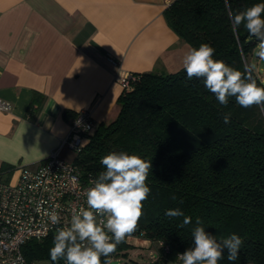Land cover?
<instances>
[{
  "label": "trees",
  "instance_id": "16d2710c",
  "mask_svg": "<svg viewBox=\"0 0 264 264\" xmlns=\"http://www.w3.org/2000/svg\"><path fill=\"white\" fill-rule=\"evenodd\" d=\"M257 3L264 0H174L163 16L190 48L209 44L215 49L214 59L264 88V79L249 62L259 41L243 26L234 35L230 18V13ZM116 104L117 116L99 124L73 159L83 176L94 178L104 170L101 157L110 152L151 160L146 181L151 193L142 202L143 215L109 259L127 256V239L136 237L159 245L153 264L159 259L180 264L176 256L192 246V228L199 217L217 240L235 233L244 241L236 261H229L225 250L218 264H264V105L243 108L229 97L228 105L222 106L203 78L188 79L184 68L131 74ZM67 114L64 111L63 117ZM225 114H230V123L223 122ZM14 170L2 167L0 179L8 180ZM172 208L191 216L192 224L179 227L182 217L165 215ZM54 235L26 242L25 260L54 264L49 255Z\"/></svg>",
  "mask_w": 264,
  "mask_h": 264
},
{
  "label": "crops",
  "instance_id": "0c3cea01",
  "mask_svg": "<svg viewBox=\"0 0 264 264\" xmlns=\"http://www.w3.org/2000/svg\"><path fill=\"white\" fill-rule=\"evenodd\" d=\"M173 1L0 0V100L11 105L0 110V169L44 160L82 110L96 127L111 122L127 75L183 68L188 45L163 16ZM127 242L158 255L159 245Z\"/></svg>",
  "mask_w": 264,
  "mask_h": 264
},
{
  "label": "clouds",
  "instance_id": "9594fccd",
  "mask_svg": "<svg viewBox=\"0 0 264 264\" xmlns=\"http://www.w3.org/2000/svg\"><path fill=\"white\" fill-rule=\"evenodd\" d=\"M234 35L241 26L255 37L258 43L256 55L264 59V3H257L244 11L230 13ZM215 49L207 43L190 48L183 58L187 78H203V84L213 93L222 106H227L229 97L243 108L264 105V88L255 80L244 76L238 70L214 59ZM224 123H230V114L223 116ZM104 170L91 181L87 190V208L74 210L70 222L57 229L53 246L49 250L51 261L57 264H111L110 255L133 233L143 215V201L147 200L151 188L146 183L151 160L146 161L127 152H110L101 157ZM175 199V197H173ZM52 225L60 224L57 211H46ZM170 218H183L179 227L192 224V217L186 216L180 208L168 209ZM192 246L178 253L180 264H218L225 250L227 259L236 261L244 241L233 233L217 240L202 226L197 217L192 228ZM101 257H104L102 262Z\"/></svg>",
  "mask_w": 264,
  "mask_h": 264
},
{
  "label": "built area",
  "instance_id": "2783aa9c",
  "mask_svg": "<svg viewBox=\"0 0 264 264\" xmlns=\"http://www.w3.org/2000/svg\"><path fill=\"white\" fill-rule=\"evenodd\" d=\"M130 76L122 79L123 88H128ZM0 110L10 111L11 105L0 100ZM95 129L90 111L78 112L65 139L48 157L16 168L8 180L0 179V264H35L25 260L22 246L56 233L70 222L74 210L87 208L86 193L95 178L83 176L73 160L64 159L60 152L65 148L77 156ZM52 210L60 215L58 225H52L45 215ZM167 252L165 247L164 254ZM151 258L153 264L159 257ZM158 264H164L163 260Z\"/></svg>",
  "mask_w": 264,
  "mask_h": 264
},
{
  "label": "rangeland",
  "instance_id": "374dc122",
  "mask_svg": "<svg viewBox=\"0 0 264 264\" xmlns=\"http://www.w3.org/2000/svg\"><path fill=\"white\" fill-rule=\"evenodd\" d=\"M190 47L188 46V51ZM255 50L254 54L249 58L251 67L253 68L255 74L264 79V59H260ZM130 250V249H129ZM127 256H121L119 259H112L111 264H149L151 263V255L147 250H143L140 254H134L133 251H129ZM35 264H50L48 261H40ZM167 264H179L178 262H168Z\"/></svg>",
  "mask_w": 264,
  "mask_h": 264
}]
</instances>
